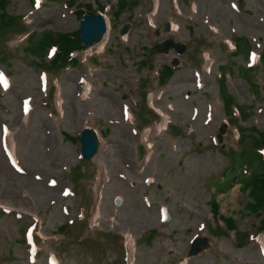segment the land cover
I'll return each instance as SVG.
<instances>
[{
	"label": "rangeland",
	"instance_id": "rangeland-1",
	"mask_svg": "<svg viewBox=\"0 0 264 264\" xmlns=\"http://www.w3.org/2000/svg\"><path fill=\"white\" fill-rule=\"evenodd\" d=\"M37 4L6 0L0 30V264H264V212H251L240 184L260 169L252 153L264 136V70L261 59L241 68L247 50L264 56V0H138L121 12L115 0ZM94 12L110 24L89 48L98 51L51 68L35 42L78 31ZM163 64L175 69L163 75ZM222 75L240 119L223 107ZM131 110L146 127L153 115L154 127H134ZM87 126L106 135L83 161L77 138ZM155 229L162 241L143 235Z\"/></svg>",
	"mask_w": 264,
	"mask_h": 264
},
{
	"label": "trees",
	"instance_id": "trees-1",
	"mask_svg": "<svg viewBox=\"0 0 264 264\" xmlns=\"http://www.w3.org/2000/svg\"><path fill=\"white\" fill-rule=\"evenodd\" d=\"M69 4H71V2H69ZM115 4H116V7H118L119 12H121L123 10H127L128 8L135 6L137 4V1L136 0H115ZM5 6H6V0H0V30H2V31H4L1 28L2 21H6V19H7L6 18L7 14L5 13ZM98 10L101 11L102 8L99 6ZM6 27H10V23L7 24ZM21 28L23 29L24 27L21 26ZM35 43H36L35 47H37V49L40 51V53H43L44 50L49 48V47H53V49L56 50V53L53 56V58L49 64L50 67L53 69L55 68L57 63H61L62 67L65 66L64 64H68V63H71L72 65L76 64V60H75L76 58H73L70 56H72L73 54H79L80 52H83L85 50V47L80 44V39L78 37L77 31L74 33H71V34H62V33L51 34V32L44 31L42 33L41 38L38 41H36ZM237 49L240 50L238 43H237ZM260 59H261V65H262L263 70H264V56ZM241 70H242V72L246 71L243 68H241ZM159 72L163 73V75H166L169 72H171V70L168 67L163 66ZM158 77H159V75L157 73V84L163 85L164 84L163 78H161V81H160ZM218 79H219V84L221 86V92L220 93L222 95V104H223L224 109H226L227 112L229 113V110H231V107L232 106L235 107V106L232 105L230 107L231 102H232V98L225 92L224 83L226 81V78L224 75H222V76H218ZM237 111L241 115L244 114L243 108H241V107H240V109L238 108ZM139 112H140V110H139ZM149 115L147 114L146 116H144L145 118L142 117L143 120L145 121V123H151L153 121V115H150V116ZM241 115H239L240 118H241ZM141 126L146 127L147 125L143 123V124H141ZM253 144L254 145L256 144L255 149H257L256 147H258V146H261V148H264V136H262V139L260 142H258V140H255ZM252 156H255L257 164L258 165L260 164V169L258 172H253L251 175L249 174L250 175L249 177L242 175V177L240 179V183H241L242 189L244 191H247V196L249 197L250 203H251V205H249L251 212L260 213V212L264 211V160H262L261 157L257 153H254V154L252 153ZM230 158H231V156H230ZM229 171L230 172L233 171L232 162L229 166ZM90 174H91V177L93 180L89 184L86 185L87 187H89L90 184L93 183V181L95 179L94 178L95 173L90 172ZM75 175H77V172H75L74 176ZM224 177H225V175H224ZM216 212H217V206L214 203V204H212V208L209 209V213L211 214V218L213 220L215 219ZM222 221L228 227V229L231 228V221L230 220L225 219ZM61 229H62V227H60L57 230V232L60 233ZM152 234H155V236L157 235L159 238L161 237V235L158 231H152L150 233V235H152ZM116 241L118 242V244H120L122 240H121V238H117ZM83 242H85V241H83ZM82 243H79V244H82ZM96 245H97V243H96Z\"/></svg>",
	"mask_w": 264,
	"mask_h": 264
},
{
	"label": "water",
	"instance_id": "water-1",
	"mask_svg": "<svg viewBox=\"0 0 264 264\" xmlns=\"http://www.w3.org/2000/svg\"><path fill=\"white\" fill-rule=\"evenodd\" d=\"M109 30L108 20L105 16L97 14L87 18L83 16L80 19L79 37L81 43L91 47L96 39H103ZM98 138L94 131L83 129L79 135L80 155L82 159L88 160L95 152Z\"/></svg>",
	"mask_w": 264,
	"mask_h": 264
},
{
	"label": "snow or ice",
	"instance_id": "snow-or-ice-1",
	"mask_svg": "<svg viewBox=\"0 0 264 264\" xmlns=\"http://www.w3.org/2000/svg\"><path fill=\"white\" fill-rule=\"evenodd\" d=\"M37 3L39 4V0H37ZM0 82H4L6 84V81H3V76L0 74Z\"/></svg>",
	"mask_w": 264,
	"mask_h": 264
}]
</instances>
